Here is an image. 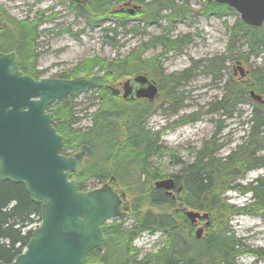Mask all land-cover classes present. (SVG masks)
<instances>
[{"label":"trees","instance_id":"16d2710c","mask_svg":"<svg viewBox=\"0 0 264 264\" xmlns=\"http://www.w3.org/2000/svg\"><path fill=\"white\" fill-rule=\"evenodd\" d=\"M119 1L126 0H87L79 5L74 2L73 8L77 15L84 16L92 26L99 25L112 17H116L118 21H124L125 18L139 13L140 9L133 14L120 10L121 4L117 12H112L110 6ZM128 1L141 7L145 6L140 11L145 25L160 19L173 23L183 18L188 11L186 4H178L176 0ZM184 1L187 3V0ZM227 10L226 4L204 1L201 11L207 13V11L226 12ZM36 22L29 18H14L7 14L0 4V51L14 50L19 58L20 69L33 78H39V72L34 71L35 56L33 54ZM115 29V26L109 28L111 31ZM228 30L226 51L219 58L220 61L228 59L232 66H235L237 62L242 64V60L247 61L246 57L243 58L235 48L239 37L245 39L250 50L264 53V22L260 27H251L240 19ZM186 42L187 39L184 37L171 38L163 34L157 35L143 43L140 52L149 46L154 47L160 44L164 47L160 55H164L169 50H180ZM214 60H211L205 69L216 79L219 76L217 69L214 68L216 65ZM94 61L91 60L88 66L86 63L79 64L76 71L72 72L73 75L61 77L92 75L91 65L97 63L100 69L104 70L102 74L111 82H117L120 77L146 73L149 78L156 79L158 94L161 95L163 85L168 84L172 87L187 79L192 76L193 68L190 66L178 73L165 74L156 58L152 61H144L138 57ZM82 72L84 74H81ZM250 90H254L264 98V72L256 70L255 73L247 70L244 77H230L225 82V94L216 102V107L222 110L223 115H231L236 105L243 99H252L249 95ZM95 91L102 102L91 114V125L83 130L72 128L77 119L70 103L74 95H69L65 97V101L61 99L49 106L52 124L64 138L62 153L69 147L79 149L83 143L90 145L93 153L95 145L103 144L102 136L105 134V129L109 128L104 124H117L114 133L116 139L114 138L115 142L111 141L110 146L114 154L95 155V161L93 159L91 165L85 162V168L83 167L84 170L81 171L85 176L72 174L81 190L83 189L82 179L90 174L101 180H107L110 175H114L119 184L121 178L117 167L126 165L127 160H133L135 163L142 162L145 165L150 155L162 151V148L154 141L151 132L144 128L145 120L156 109L152 101L121 100L120 96L111 94L106 88H97ZM165 93V100L170 101L171 92ZM252 102L254 111L248 120L249 130L239 144L225 156H217L220 144L216 138L218 131L216 130L210 138L202 142L192 161L181 165L176 173L171 174L175 181V189L180 186L179 191L175 190L174 197L172 194L168 195L164 189L148 185L144 193L138 194L136 198L131 200L127 198L128 208L121 215H130L134 219V227L127 232L123 230L122 222L103 223V241L87 254L86 262L238 264V258L244 253V245L230 230V218L238 214L264 215V175H258L246 186L237 183V180L243 178L247 171L260 166L264 167V106L254 100ZM71 139L75 140V145L70 144ZM94 139H97L99 144H96ZM112 165L116 166L115 170L112 169ZM233 188L241 193H250V201L241 207L229 203L225 192ZM184 208L196 210L205 215L203 218L206 222L205 233L199 238L190 233L192 224L186 217ZM32 216H36L40 221V206L31 201L23 185L9 180H0V260L12 261L26 246L31 233V229L26 227L32 223ZM156 231L167 233L169 241L166 247L142 259H136V255L131 258L133 248L130 242L134 234ZM251 253L264 262V248Z\"/></svg>","mask_w":264,"mask_h":264},{"label":"rangeland","instance_id":"374dc122","mask_svg":"<svg viewBox=\"0 0 264 264\" xmlns=\"http://www.w3.org/2000/svg\"><path fill=\"white\" fill-rule=\"evenodd\" d=\"M204 1L206 0H187L186 3L184 0H176L178 4H186L188 11L183 18L173 23L160 19L145 25L140 16V11L145 7L142 6L139 13L125 18L124 21L110 17L111 19L92 26L84 16L75 13L73 0H0L4 11L10 16L37 21L33 54L34 71L39 72L38 77L73 75L72 72L76 71L79 64L86 63L88 66L91 60L96 62L101 59L127 57L129 59L138 57L144 61L156 58L165 74L178 73L193 66L192 76L172 87L168 84L162 86L163 94H158L152 101L156 109L145 120L144 128L151 132L162 151L150 155L145 165L142 162L127 160L126 165L117 167L121 178L119 184L125 192L126 199L136 198L138 194L144 193L148 185L153 186L155 180L170 177L181 165L192 161L202 142L210 138L216 130H218L216 138L220 144L216 155L219 157L225 156L248 133V120L254 111L252 99H243L228 116L223 115L222 110L216 107V102L225 94V82L232 76L240 77L238 71L234 74L233 66L228 59L223 62L219 60L226 51L228 29L240 20V16L230 7L226 12L203 13L201 10ZM121 3L122 1L114 2L110 6L111 11L117 12ZM113 26L116 27L115 31L109 30ZM162 34L171 38L184 37L187 42L180 50H169L164 55H160L164 50L160 44L149 46L140 52L143 43ZM235 46L241 56L246 57L247 61L242 60V65L249 72L256 73V70L264 72L263 52L250 50L245 39L241 37L237 39ZM213 59L216 63L214 68L217 69L219 76L216 79L205 69ZM90 73L100 74L104 73V70L100 69L99 64L94 63L91 65ZM124 77H120L117 82ZM166 91L172 94L170 101L165 100ZM63 100L65 101V98ZM101 102L94 89L74 95L70 103L77 119L72 128L83 130L89 127L91 114L99 108ZM104 125L109 128L105 129L102 136L103 144L94 139L99 145H95L91 156L85 159L84 168L85 162L91 165L93 159L95 161V155L114 154L110 146L115 142L114 138L116 139L114 133L117 124ZM70 144L75 145V140L71 139ZM77 149L78 147L75 149L69 147L63 153H73ZM113 167L114 165L112 169L115 170L116 166ZM82 172L76 174L80 176ZM258 175H264V167L247 171L237 183L246 186ZM82 180L83 189H92L99 187L106 179L101 180L90 174ZM175 190L174 187L173 197ZM250 195L241 193L236 188L225 192L227 201L236 207L247 204ZM187 209L189 208H184ZM115 218L108 220L107 223L122 222L123 230L127 232L134 227V219L130 215ZM37 222V217H33L32 224L35 225ZM205 225L206 222L201 218L195 225H191L189 231L194 236L195 228L202 226L205 233ZM229 228L244 245V253L238 258V264H264L251 253L264 248V215H233L229 220ZM168 241L167 233L161 231L137 232L130 242L133 248L130 256L133 258L136 255V259H142L166 247ZM24 249L25 247L22 251Z\"/></svg>","mask_w":264,"mask_h":264},{"label":"water","instance_id":"95a60500","mask_svg":"<svg viewBox=\"0 0 264 264\" xmlns=\"http://www.w3.org/2000/svg\"><path fill=\"white\" fill-rule=\"evenodd\" d=\"M82 3L87 0H75ZM226 4L248 26L264 22V0H206ZM140 5L125 1L120 10L133 14ZM244 77L247 70L237 62ZM118 84L104 74L77 75L71 78H33L19 67L15 51H0V180L20 183L35 204L40 206V224L32 229L25 249L12 261L0 264H102L86 262L87 254L103 241L102 225L128 208L124 190L110 175L99 187L81 190L73 172H81L83 159L91 155L90 145L63 154L64 138L52 124L48 107L57 100L97 88H106L122 99H147L158 95L155 81L137 73ZM250 97L264 106L262 95L249 91ZM154 187L171 194L173 177L157 179ZM180 190V186L176 188ZM195 225L205 215L184 211ZM203 227L197 226L199 238Z\"/></svg>","mask_w":264,"mask_h":264},{"label":"flooded vegetation","instance_id":"af4514ba","mask_svg":"<svg viewBox=\"0 0 264 264\" xmlns=\"http://www.w3.org/2000/svg\"><path fill=\"white\" fill-rule=\"evenodd\" d=\"M129 76H130V75H129ZM126 77H128V76H126ZM126 77H124L122 80L119 81V83H118V86H119V87H121L120 82H122ZM154 81H155V80H154ZM155 83H156V82H155ZM156 85H157V84H156ZM157 87H158V86H157ZM158 89H159V88H158ZM158 92H159V90H158ZM120 94H121V92H120ZM127 100H133V99H127ZM168 195H171V194L168 193Z\"/></svg>","mask_w":264,"mask_h":264}]
</instances>
